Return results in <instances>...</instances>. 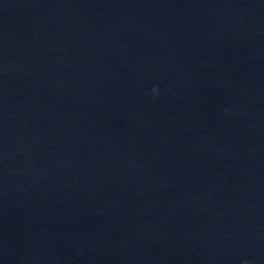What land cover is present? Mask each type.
<instances>
[{
    "label": "water",
    "instance_id": "1",
    "mask_svg": "<svg viewBox=\"0 0 264 264\" xmlns=\"http://www.w3.org/2000/svg\"><path fill=\"white\" fill-rule=\"evenodd\" d=\"M0 264H264V0H0Z\"/></svg>",
    "mask_w": 264,
    "mask_h": 264
}]
</instances>
